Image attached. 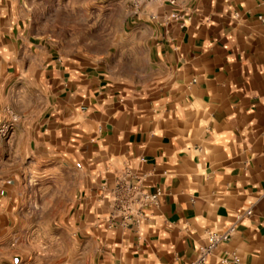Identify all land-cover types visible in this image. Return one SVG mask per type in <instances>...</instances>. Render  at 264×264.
Segmentation results:
<instances>
[{"label":"crops","instance_id":"obj_1","mask_svg":"<svg viewBox=\"0 0 264 264\" xmlns=\"http://www.w3.org/2000/svg\"><path fill=\"white\" fill-rule=\"evenodd\" d=\"M90 1L0 0V264H190L232 224L209 264H264V0Z\"/></svg>","mask_w":264,"mask_h":264},{"label":"built area","instance_id":"obj_2","mask_svg":"<svg viewBox=\"0 0 264 264\" xmlns=\"http://www.w3.org/2000/svg\"><path fill=\"white\" fill-rule=\"evenodd\" d=\"M131 2L136 12L141 11L142 7L148 3L167 4L173 8L167 15L168 20L179 17V12L175 9L178 0H131ZM7 112L9 118L0 124V138H9L14 125L19 121V116L12 109L8 108ZM126 176L121 179L116 189L108 223L109 227L138 231L145 217L144 208L156 203L161 191L158 189L154 193L148 192L142 189L140 185L131 183ZM246 214L251 215L252 210L247 209ZM242 216L240 213L237 218L240 219ZM236 229V225L232 224L223 231L208 232L205 245L200 248L197 258L190 264H209L210 257L216 253L221 245L230 241ZM219 260L222 264H242L240 255L233 250H226L223 255L219 256Z\"/></svg>","mask_w":264,"mask_h":264},{"label":"rangeland","instance_id":"obj_3","mask_svg":"<svg viewBox=\"0 0 264 264\" xmlns=\"http://www.w3.org/2000/svg\"><path fill=\"white\" fill-rule=\"evenodd\" d=\"M90 2H91L90 5H95L97 0H91ZM107 3H109V1H107ZM88 14L93 15L94 13L93 12H89ZM108 17H109V12L103 13V19H104L103 21H106L108 19ZM90 29L91 28H86V31H88V30L90 31ZM103 30H104L105 33L109 32V29L105 28L104 26H103Z\"/></svg>","mask_w":264,"mask_h":264}]
</instances>
